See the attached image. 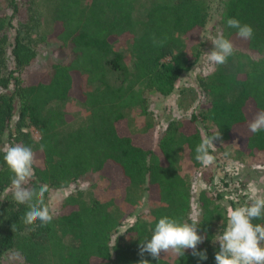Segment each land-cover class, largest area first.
Returning a JSON list of instances; mask_svg holds the SVG:
<instances>
[{"label": "trees", "instance_id": "16d2710c", "mask_svg": "<svg viewBox=\"0 0 264 264\" xmlns=\"http://www.w3.org/2000/svg\"><path fill=\"white\" fill-rule=\"evenodd\" d=\"M49 1L53 27L40 33L39 0H0V264L7 254L23 264H139L140 241L150 239L164 216L198 220V234L206 238L197 250H206L208 258L199 260L186 250L183 257L162 253L156 260L145 253L143 259L215 264V240L227 225V210L219 203L224 191L209 173L207 179L202 175L205 187L195 198L199 215L191 218L193 189L180 173L181 161L184 155L199 168L197 123L209 136L221 133L212 152L216 165L243 163L242 158L254 162L264 154V131L248 129L264 110V0L222 1L220 31L233 43L234 54L212 73L196 77L203 103L188 118L162 126L147 122L141 132L128 128L126 112L148 115V97L171 95L180 76L197 63L210 1L147 0L137 18L140 0ZM229 18L250 25L253 38L239 39L226 24ZM122 36L130 40L129 65L114 49ZM52 38L70 46L69 62L53 64L46 73L30 72L38 44ZM69 99L86 112L78 127H68L71 116L63 105ZM15 144L30 146L35 154L34 177L27 186L48 187L44 199L53 219L46 225L39 220L24 225L27 206L5 191L12 174L3 149ZM91 174L107 183L109 197L85 199L75 190L51 211L52 191L69 189ZM228 184L222 182L225 190ZM127 204L144 209L124 225V217L133 213L123 209ZM253 223L264 224V219Z\"/></svg>", "mask_w": 264, "mask_h": 264}, {"label": "rangeland", "instance_id": "374dc122", "mask_svg": "<svg viewBox=\"0 0 264 264\" xmlns=\"http://www.w3.org/2000/svg\"><path fill=\"white\" fill-rule=\"evenodd\" d=\"M146 1L147 0L139 1L134 13L135 18L139 17L141 8ZM157 1L160 3L171 2V0ZM209 1V20L200 37L202 45L200 47L197 63L193 65L189 71L180 76L171 95L166 98H161L157 95H150L148 97V115H140L137 109L126 112L125 117L127 125L132 132H141L147 122L152 121L155 126H162L171 119L188 118L190 113L198 109L203 103V97L196 84V77L200 75L207 76L213 72V67L206 64L203 53L212 50L213 45L211 41H209V38L216 36L218 31H220L221 27L219 25V20L221 18L223 0ZM51 8L52 4L49 0H39L38 9L42 24L40 33H48L53 27L50 21ZM9 33H12V30H9ZM129 42V36H122L114 43V49L124 55L127 65H129ZM37 47L36 57L29 68L30 72L46 73L51 65L57 63L66 64L71 58L70 46L68 44L63 45L53 38L49 39L47 44L39 43ZM63 108L64 111L71 116L68 127H78L85 119V109L82 104L75 99H69L67 103L63 105ZM197 126L202 134V132H204L203 127L198 123ZM31 133L32 137L37 139L36 132L31 130ZM227 147L226 152H229V156H232L234 146L231 145ZM242 160L243 163L228 162L224 165H216L213 162L210 165H202L200 163L199 168L196 170V167H191L188 160L183 155L180 173L184 179L190 182L193 189L190 212L191 218L196 219L199 215L195 198L197 193L205 187V181L201 176L203 175V177L205 176L204 179H207L208 176L206 177V173L211 175L212 182L217 188L221 192L224 191L219 203L227 211L229 207L235 208L249 202V198L252 195L250 186L260 189L261 191L259 194L264 195V154L254 162H250L245 158H242ZM223 181L229 183V190L224 189L222 186ZM75 190L83 192V197L85 199L95 198L104 200L111 195L107 188V183L102 177L97 174H91L72 184L69 189L52 191L49 197L51 211L55 212L61 198ZM122 207L123 209H130L133 212L124 217V225L129 224L133 217L144 209L141 205H135L133 207L127 204L122 205ZM120 230L122 229H119V231ZM118 234H120V232L116 235ZM1 262L2 264H23L18 257L10 254L5 255Z\"/></svg>", "mask_w": 264, "mask_h": 264}, {"label": "clouds", "instance_id": "9594fccd", "mask_svg": "<svg viewBox=\"0 0 264 264\" xmlns=\"http://www.w3.org/2000/svg\"><path fill=\"white\" fill-rule=\"evenodd\" d=\"M229 28L236 29V35L241 40H251L254 35L253 28L242 24L236 18L226 21ZM213 48L210 52L203 53L204 60L209 66L224 65L235 52L233 43L224 37L222 31L210 37ZM153 43L157 44L155 38ZM163 46V41L159 42ZM251 133L264 131V110L258 111L248 124ZM221 139L220 131L209 136L202 132L201 140L195 148V159L202 165H210L214 161L212 152L216 151L214 141ZM40 150H44L41 145ZM3 162L10 171V185L5 189L12 194L16 204L26 205L27 211L21 218L26 226H32L37 220L41 225L50 223L53 216L45 204L47 185L38 189L27 185L34 177L35 154L30 146L22 144L8 145L3 149ZM252 195L249 202L239 207H229L227 211V225L219 234L215 242L219 243V251L215 254V264H264V224H254L257 219H264V195L260 189L250 186ZM198 220L180 222L175 218L164 216L155 223L150 239L140 241L139 264H149L143 259L147 253L152 259L159 260L161 254L171 253L183 257L186 250H191L193 257L207 260V252L198 251L205 236L198 234ZM13 227V225H12Z\"/></svg>", "mask_w": 264, "mask_h": 264}]
</instances>
